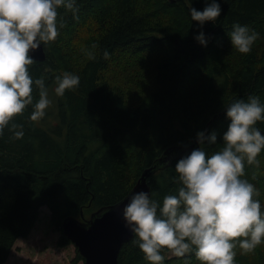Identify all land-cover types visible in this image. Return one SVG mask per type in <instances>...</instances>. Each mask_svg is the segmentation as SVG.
<instances>
[{
    "label": "trees",
    "instance_id": "16d2710c",
    "mask_svg": "<svg viewBox=\"0 0 264 264\" xmlns=\"http://www.w3.org/2000/svg\"><path fill=\"white\" fill-rule=\"evenodd\" d=\"M218 2L220 17L202 28L189 10H202L205 0H77V11L58 8L60 34L43 44L45 60L29 66L56 99L55 114L47 108L33 121L29 105L0 133V264L17 239L28 237L41 207L60 232L58 246H67L64 219L87 221L118 203L166 149L199 131L215 129L217 144L203 147L219 150L227 105L249 95L264 103V0ZM236 22L260 34L249 53L231 45ZM200 31L210 38L207 47L194 38ZM64 72L79 75L80 83L60 96L53 87ZM39 93L33 84V104ZM257 127L264 131V121ZM180 158L148 178L154 198L177 192ZM257 160H245L242 178L256 186L264 206V150ZM135 240L134 234L121 247L118 264H150ZM162 251L163 264H201L194 252ZM236 252V264H264V244L252 252L237 245ZM79 260L76 252L72 264Z\"/></svg>",
    "mask_w": 264,
    "mask_h": 264
},
{
    "label": "clouds",
    "instance_id": "9594fccd",
    "mask_svg": "<svg viewBox=\"0 0 264 264\" xmlns=\"http://www.w3.org/2000/svg\"><path fill=\"white\" fill-rule=\"evenodd\" d=\"M76 5L77 0H0V133L29 105L33 106L31 120L46 115L52 101L44 80H34L30 74L34 63L30 52L59 36L58 8L77 11ZM189 11L202 28L206 22L216 23L222 8L218 0H205L202 10L191 7ZM259 35L236 22L230 42L237 51L249 53ZM194 38L204 47L210 39L203 31ZM55 80L54 91L60 96L80 83L79 75L70 72ZM33 84L40 89L34 104ZM225 113L230 122L222 135L223 146L208 154L203 146L217 144L218 133L199 131V147L177 161L176 193L166 194L161 201L140 190L124 205L125 225L150 264H163L164 249L177 257L194 252L201 264H236L237 245L243 252H252L264 244V206L256 198V186L242 178L245 160L258 164L264 150V134L257 127L258 121H264V103L259 96L249 95L228 104ZM14 134L20 138L24 131Z\"/></svg>",
    "mask_w": 264,
    "mask_h": 264
},
{
    "label": "water",
    "instance_id": "95a60500",
    "mask_svg": "<svg viewBox=\"0 0 264 264\" xmlns=\"http://www.w3.org/2000/svg\"><path fill=\"white\" fill-rule=\"evenodd\" d=\"M34 61L43 62L46 58L44 46L31 51ZM264 134V131H262ZM199 147L197 139L186 141L178 147L166 149L154 163L145 169L127 195L118 203L91 214L87 221L67 217L62 222L63 235L74 245L85 264H118L121 247L129 242L134 233L126 227L123 208L134 192H150L148 178L159 169L166 167L172 159L183 157ZM82 217V214H80Z\"/></svg>",
    "mask_w": 264,
    "mask_h": 264
},
{
    "label": "rangeland",
    "instance_id": "374dc122",
    "mask_svg": "<svg viewBox=\"0 0 264 264\" xmlns=\"http://www.w3.org/2000/svg\"><path fill=\"white\" fill-rule=\"evenodd\" d=\"M49 98L52 99V96L49 95ZM51 101L48 109L55 114V109L52 108L56 99ZM49 216L50 212L47 207H41L38 219L28 237L15 241L4 264H72L77 250L73 244L64 247L58 246L60 232L50 226ZM76 264H85V262L79 260Z\"/></svg>",
    "mask_w": 264,
    "mask_h": 264
}]
</instances>
